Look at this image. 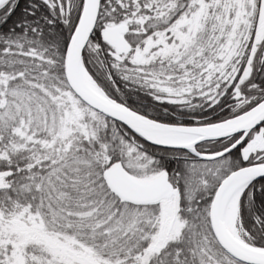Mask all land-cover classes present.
<instances>
[{
    "label": "snow or ice",
    "instance_id": "snow-or-ice-1",
    "mask_svg": "<svg viewBox=\"0 0 264 264\" xmlns=\"http://www.w3.org/2000/svg\"><path fill=\"white\" fill-rule=\"evenodd\" d=\"M0 264H264V0H0Z\"/></svg>",
    "mask_w": 264,
    "mask_h": 264
}]
</instances>
